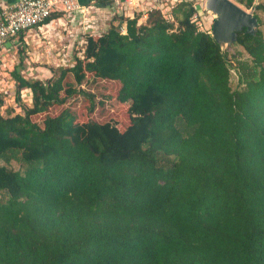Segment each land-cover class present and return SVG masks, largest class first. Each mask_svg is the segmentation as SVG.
<instances>
[{"label":"trees","instance_id":"obj_1","mask_svg":"<svg viewBox=\"0 0 264 264\" xmlns=\"http://www.w3.org/2000/svg\"><path fill=\"white\" fill-rule=\"evenodd\" d=\"M239 1L259 26L264 1ZM195 14L119 15L54 78L11 72L32 105L0 110V264H264V36L237 32L234 63ZM85 69L147 109L128 135L90 121L68 140L69 110L32 121Z\"/></svg>","mask_w":264,"mask_h":264},{"label":"rangeland","instance_id":"obj_2","mask_svg":"<svg viewBox=\"0 0 264 264\" xmlns=\"http://www.w3.org/2000/svg\"><path fill=\"white\" fill-rule=\"evenodd\" d=\"M262 1V0H260ZM264 1V0H263ZM259 1L256 2V4ZM239 3V2H238ZM240 4V3H239ZM243 6H240L244 9ZM245 10V9H244ZM249 12L250 8L247 9ZM198 13L203 14V11ZM205 13V12H204ZM254 15V11H252ZM261 24L257 27L264 36V13L258 11ZM119 18L115 14L106 28L102 32L93 29L80 28L71 30L67 23L64 34H68L67 39L61 38L57 29L51 26L40 32L35 30L26 38V43L22 39L19 43L5 46L0 49V110L3 114L8 111L14 113H23V109L32 105L30 91L20 90L19 98L16 95V82L11 76V72L16 68L20 75L28 80L40 79L45 81L58 75L59 68H70L75 63V58L82 56V50L85 46V36L87 34L99 35L107 31L113 19ZM213 16L199 15L196 23L200 30L210 32L211 20ZM67 21V20H66ZM211 22V23H210ZM62 28V27H60ZM69 29V30H68ZM68 31H72L71 37ZM63 40V41H61ZM60 48V49H59ZM229 52L232 62L236 63L234 55L240 59H247V54L240 46L230 44L224 49ZM233 56V57H232ZM91 62V61H89ZM92 63V62H91ZM233 64V63H232ZM234 65V64H233ZM238 79L234 69L231 70V86H237ZM122 85L118 81L103 79L98 76L97 71L85 69L83 77L80 80L73 74H67L64 79V88L61 91L62 103L51 104L46 112L35 113L31 116L39 130L44 129V120L46 117H55L64 110H69L75 115L73 127L69 131L67 139L80 140L86 139V125L88 122H96L102 128L110 132H120L127 134L132 125L148 112L142 104H133L130 100L122 102L118 99V93ZM143 108V109H142ZM5 163V162H3ZM14 170L19 169V163L11 160L5 163Z\"/></svg>","mask_w":264,"mask_h":264},{"label":"built area","instance_id":"obj_3","mask_svg":"<svg viewBox=\"0 0 264 264\" xmlns=\"http://www.w3.org/2000/svg\"><path fill=\"white\" fill-rule=\"evenodd\" d=\"M115 1L119 7L125 10L130 5L138 6L140 0ZM175 1L177 0H168V3L171 4ZM142 2L144 4L149 3V10H152L156 9L160 0H144ZM78 11L81 12L79 0H16L12 3L0 2V49L8 46V44L19 43L21 34H23V40L26 43V37L35 30L40 32L51 26L54 29L55 24L63 28L65 21L72 19ZM53 13H59L60 15L46 21ZM197 19L195 14L192 21L196 22ZM87 24H85L86 28L92 29ZM121 32H124L123 26L121 27Z\"/></svg>","mask_w":264,"mask_h":264},{"label":"crops","instance_id":"obj_4","mask_svg":"<svg viewBox=\"0 0 264 264\" xmlns=\"http://www.w3.org/2000/svg\"><path fill=\"white\" fill-rule=\"evenodd\" d=\"M16 0H0V2H6V3H12L15 2ZM144 0H140L139 1V5H130L128 6L125 10L121 7H119L116 4L115 0H79V4L81 6V12L78 11L75 13V15L73 16L72 19L65 21V23H67L68 27L73 30V29H78L80 28L81 31L84 29V23L89 22L87 25H90V28H92L93 30L97 31V32H102L104 31L103 29H105L106 24L109 23L111 16L117 14V15H124L126 17H134V16H139L138 19V23H144L146 20V14L149 11V3H145L142 2ZM191 2L194 7L197 10V15L201 16L202 15H208L210 12L207 11L205 9L204 6V2L205 0H177L171 4L168 3V0H160V3L157 4L156 9L160 10L161 13L163 14V16L167 17V18H171V10L172 8L180 3V2ZM232 2H234L235 4H237L238 6H243L239 0H231ZM246 0H244L245 2ZM257 1L260 0H253V5L256 4ZM240 4H239V3ZM253 7L254 10V6ZM246 11H248L244 5L243 7ZM199 11H203V14L198 13ZM252 10V11H253ZM205 12V13H204ZM81 13V14H80ZM211 14V13H210ZM212 15V14H211ZM213 19V18H212ZM213 20H211L212 22ZM210 22V23H211ZM212 25V24H211ZM55 27H58L57 32L58 34L60 33L61 38L63 39H67L68 34H64L63 30L66 29V27L64 26L63 28H60V26H58V24H55ZM69 30V29H68ZM71 37L74 36V33H72V31H68ZM63 41V40H61ZM60 49V48H59Z\"/></svg>","mask_w":264,"mask_h":264},{"label":"water","instance_id":"obj_5","mask_svg":"<svg viewBox=\"0 0 264 264\" xmlns=\"http://www.w3.org/2000/svg\"><path fill=\"white\" fill-rule=\"evenodd\" d=\"M205 9L213 16L209 34L220 45L221 50L233 44L237 32L245 29L249 34H254L258 27L257 18L231 0H205Z\"/></svg>","mask_w":264,"mask_h":264}]
</instances>
